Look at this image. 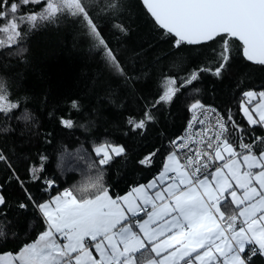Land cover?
Here are the masks:
<instances>
[{
	"label": "trees",
	"instance_id": "1",
	"mask_svg": "<svg viewBox=\"0 0 264 264\" xmlns=\"http://www.w3.org/2000/svg\"><path fill=\"white\" fill-rule=\"evenodd\" d=\"M81 2L109 48L93 39L83 16L64 12L51 20L38 18L35 26L25 19L21 36L12 41L7 39L9 34L0 33L4 42L0 80L10 102L17 105L10 112H0V155L6 158L0 160V193L7 202L0 208V254H17L46 230L29 193L35 201L45 202L66 189L79 196L76 190L85 177L102 174L109 194L123 196L161 171L172 140L184 134L193 103L217 106L226 118L230 110L247 128L240 111L243 93L264 90V65L246 61L234 39L230 62L217 77L213 72L220 62L222 41L178 49L141 0ZM46 7L47 0H40L22 6L16 15L39 17ZM109 49L119 70L106 56ZM203 67L210 70L200 73L191 85L184 83L193 70ZM167 80H174L179 91L166 103L160 97ZM146 112L154 119L134 131L128 120L138 122ZM62 118H70L73 126L66 127ZM255 132L264 136V128L257 126ZM241 135L232 133L230 139L238 145ZM105 143L125 151L100 165L95 148ZM42 156L47 158L43 176L54 181L47 191L43 181L30 179V168ZM146 158L151 164L142 165ZM21 203L28 207L21 209ZM250 264H264V258L256 255Z\"/></svg>",
	"mask_w": 264,
	"mask_h": 264
},
{
	"label": "snow or ice",
	"instance_id": "2",
	"mask_svg": "<svg viewBox=\"0 0 264 264\" xmlns=\"http://www.w3.org/2000/svg\"><path fill=\"white\" fill-rule=\"evenodd\" d=\"M39 3L18 0L9 4V0H0V21H4L0 33L9 34L7 39L12 41L21 36L25 19L35 26L38 18L51 20L64 12L83 16L93 39L109 48L88 19L81 0H47L39 17L17 18L22 6ZM143 4L164 34L174 38L173 46L178 49L222 41L220 62L213 72L217 77L230 62L233 39L240 42L244 58L264 65V0H143ZM106 56L119 70L114 51L109 49ZM209 70H193L184 83L191 85L200 73ZM169 84L175 85V81ZM178 91L170 86L161 101L171 102ZM16 107L0 80V112ZM72 107L78 105L73 102ZM190 111L193 115L188 129L200 125V130L173 141L174 150L159 176L134 187L127 195L114 199L102 183V174L85 177L76 190L79 196L66 189L45 202L35 201L29 193L34 207L42 213L46 230L17 254H0V264H250L252 257L264 256V136L255 132L257 126L264 128V90L243 93L240 111L247 128L230 110L225 119L197 101ZM209 112L213 113L214 124L208 123ZM153 119L146 112L138 122L130 118L128 123L135 131L144 129ZM61 122L73 126L70 118ZM232 133L243 134L238 145L230 139ZM109 150L117 156L125 151L101 144L95 148L100 165L112 159ZM5 159L0 155V160ZM46 160L40 157L39 164L29 171L30 179L43 181L47 191L54 181L43 176ZM140 163L151 164V159ZM19 182L23 187V181ZM6 204L0 193V208ZM19 206L28 207L23 203Z\"/></svg>",
	"mask_w": 264,
	"mask_h": 264
},
{
	"label": "built area",
	"instance_id": "3",
	"mask_svg": "<svg viewBox=\"0 0 264 264\" xmlns=\"http://www.w3.org/2000/svg\"><path fill=\"white\" fill-rule=\"evenodd\" d=\"M203 105H204V107L206 109H215L217 113H219L220 115H222V116L225 117V115L223 114L222 110L220 108H218L217 106H214V105H206V104H203ZM192 115H193V113H191V115H190V117L188 119V122H187V124L185 126L184 134L182 135V137H187L189 135L190 131L192 133H195V132L199 131L200 128H201L200 125H196L193 129H191V130L188 129V124L191 121ZM201 118H203V117H201ZM225 119H226V117H225ZM208 123H213L214 124L213 113H211V112H209ZM179 139L180 138L172 140V142H171V149H172V151L174 150L173 149V141L179 142ZM193 139H199V137L193 136ZM246 142H247V140H246Z\"/></svg>",
	"mask_w": 264,
	"mask_h": 264
},
{
	"label": "crops",
	"instance_id": "4",
	"mask_svg": "<svg viewBox=\"0 0 264 264\" xmlns=\"http://www.w3.org/2000/svg\"><path fill=\"white\" fill-rule=\"evenodd\" d=\"M252 91H255V90H252ZM257 92V91H256ZM237 150H238V148H237ZM167 158V157H166ZM166 158H165V162H166ZM165 162H164V164H165ZM164 167V166H163ZM163 167H162V169H161V171L153 178V179H151L150 181H148V182H146V183H143L144 185H146V184H148L149 182H151L152 180H154V179H156L158 176H159V174L163 171ZM139 186V185H138ZM137 187V186H136ZM128 194V193H127ZM127 194H125V195H127ZM125 195H123V196H125ZM114 198V197H113ZM115 199V198H114ZM233 208H234V206H232ZM224 209L222 208V211H223ZM42 214V213H41ZM146 218V217H145ZM238 223H239V221H238ZM35 242V241H34ZM34 242H32V243H34ZM94 255H95V252H94ZM263 258H264V256H262Z\"/></svg>",
	"mask_w": 264,
	"mask_h": 264
},
{
	"label": "rangeland",
	"instance_id": "5",
	"mask_svg": "<svg viewBox=\"0 0 264 264\" xmlns=\"http://www.w3.org/2000/svg\"><path fill=\"white\" fill-rule=\"evenodd\" d=\"M169 81L170 80H167V81H165V83H164V89L167 91L168 90V88L170 87V86H172V87H175V85H170L169 84ZM252 91V90H251ZM109 155L111 156V157H113L114 155H116L115 153H112L110 150H109Z\"/></svg>",
	"mask_w": 264,
	"mask_h": 264
},
{
	"label": "water",
	"instance_id": "6",
	"mask_svg": "<svg viewBox=\"0 0 264 264\" xmlns=\"http://www.w3.org/2000/svg\"><path fill=\"white\" fill-rule=\"evenodd\" d=\"M142 1V3H143V0H141ZM144 5V4H143ZM145 7V6H144ZM145 9H146V7H145ZM147 10V9H146ZM150 14V13H149ZM151 16V15H150ZM154 19V18H153ZM237 41V40H236ZM239 42V41H238ZM207 43H210V42H207ZM207 43H204V44H207ZM240 43V42H239ZM202 45V44H201ZM246 59V58H245ZM246 61H248L247 59H246ZM249 63H252V64H255V63H253V62H250V61H248ZM255 65H258V64H255Z\"/></svg>",
	"mask_w": 264,
	"mask_h": 264
}]
</instances>
